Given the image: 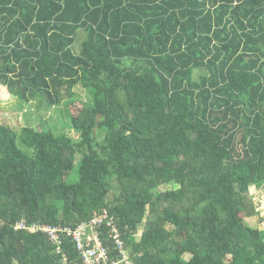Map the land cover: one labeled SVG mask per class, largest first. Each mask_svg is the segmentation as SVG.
<instances>
[{"label": "trees", "instance_id": "trees-1", "mask_svg": "<svg viewBox=\"0 0 264 264\" xmlns=\"http://www.w3.org/2000/svg\"><path fill=\"white\" fill-rule=\"evenodd\" d=\"M0 86L50 108L91 98L77 141L34 130L23 151L0 126V264H83L70 239L64 263L15 227L95 212L134 264H264V232L240 223L264 186V0H0Z\"/></svg>", "mask_w": 264, "mask_h": 264}, {"label": "rangeland", "instance_id": "rangeland-1", "mask_svg": "<svg viewBox=\"0 0 264 264\" xmlns=\"http://www.w3.org/2000/svg\"><path fill=\"white\" fill-rule=\"evenodd\" d=\"M85 40V34L79 32L77 36V43L74 45L73 50L76 55L81 51V45ZM204 70L194 71V79H198ZM3 86H0V126H5L16 132L19 136L18 145L23 151H32L23 145V143L30 144V133L32 131H49L52 130L55 134H64L71 139L77 141L80 137V133L72 128V118H84L86 115L87 104H91V98L88 92L78 86L73 92L77 98V102L66 107V104L48 107L42 97L38 95L34 99L22 100L18 97H14L9 90ZM10 93V97H9ZM9 98H8V97ZM122 104L126 106V98L123 95H117ZM71 101V100H69ZM104 134H99V144H101ZM76 167L73 174L69 177L68 183L74 184L78 182V170L82 162V155L76 157ZM178 186L172 185L165 190L177 189ZM163 191V189H161ZM114 193V192H113ZM110 194V198L114 194ZM252 195L255 196L259 209L256 210V216L250 219L244 218L241 215L242 221L240 223L243 226H248L254 229H259L264 232V186L261 188H252ZM262 202L260 204V201ZM167 229H171V226H167ZM143 230V229H142ZM142 232V231H140Z\"/></svg>", "mask_w": 264, "mask_h": 264}, {"label": "built area", "instance_id": "built-area-1", "mask_svg": "<svg viewBox=\"0 0 264 264\" xmlns=\"http://www.w3.org/2000/svg\"><path fill=\"white\" fill-rule=\"evenodd\" d=\"M253 202L257 208L256 210H258L259 204H257L255 196ZM21 229H25L32 234L39 232L44 234L54 246L56 254L62 256L64 263L67 262L66 256L63 255L64 241L70 239L82 258L83 264H134L123 239L118 220L106 212H95L89 221L78 224L76 227L45 224H35L32 227H27L24 223H20L15 227V230ZM141 233L139 231V234L136 235L137 241H139ZM105 234L113 243L114 249L120 256L118 261L111 259L109 256L104 241Z\"/></svg>", "mask_w": 264, "mask_h": 264}, {"label": "clouds", "instance_id": "clouds-1", "mask_svg": "<svg viewBox=\"0 0 264 264\" xmlns=\"http://www.w3.org/2000/svg\"><path fill=\"white\" fill-rule=\"evenodd\" d=\"M254 198V197H253ZM256 207V206H255ZM257 209V208H256ZM139 231H142V229H139L138 231H137V234L136 235H138L139 234Z\"/></svg>", "mask_w": 264, "mask_h": 264}]
</instances>
